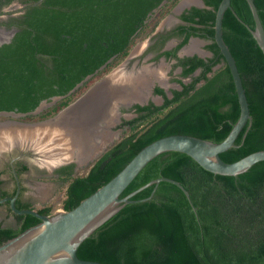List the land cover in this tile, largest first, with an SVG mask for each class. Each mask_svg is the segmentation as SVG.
<instances>
[{
  "label": "trees",
  "instance_id": "1",
  "mask_svg": "<svg viewBox=\"0 0 264 264\" xmlns=\"http://www.w3.org/2000/svg\"><path fill=\"white\" fill-rule=\"evenodd\" d=\"M163 1H42V8L28 23L26 36L20 34L15 41L35 42L39 52L52 58L53 66L43 76L45 94L31 104H18V112H32L41 99L52 95H66L46 113L26 119L46 121L70 105L118 66L138 41L151 35L180 0H168L152 13ZM203 2L208 9L194 7L182 15L189 26L179 27L181 43L164 56L176 57L191 37L208 40L206 49L212 56L179 59L180 76L189 78V82L178 81L181 88L173 90L170 98L156 87L162 105L135 106L138 116L123 123L125 129L118 139L89 166L75 173L73 164L56 171L65 183L63 211L75 208L157 139L180 134L220 143L228 136L240 108L230 71L214 42L215 13L221 0ZM253 2L264 28V0ZM230 5L243 23L226 10L222 38L239 71L251 121L239 133L235 146L220 154L226 163L264 150V54L250 32L255 23L247 2L231 0ZM25 55L30 53L26 51ZM31 67L26 68L30 77L23 80L25 87L17 89L21 82L14 80L12 87L1 88L4 95L24 91L34 100L31 75L37 71ZM24 70L12 72L17 78ZM5 103L0 108L10 110L12 106ZM160 177L177 181L190 201L180 188L168 182H160L156 190L154 185L141 190L79 245L78 258L101 264H264V161L237 176H220L206 171L186 154L166 152L152 159L120 198ZM34 210L45 216L52 214L50 206ZM14 216L19 227L0 228V245L40 223L28 214Z\"/></svg>",
  "mask_w": 264,
  "mask_h": 264
},
{
  "label": "water",
  "instance_id": "2",
  "mask_svg": "<svg viewBox=\"0 0 264 264\" xmlns=\"http://www.w3.org/2000/svg\"><path fill=\"white\" fill-rule=\"evenodd\" d=\"M42 1L43 0H39L37 3H42ZM245 1L251 10L255 23L254 31L250 29V32L264 54V28L253 0ZM167 2L168 0H164L161 5L152 11V13H156L162 6L166 5ZM230 2L231 0H221L215 13L214 23V42L219 48L220 54L223 56L230 71L240 108L239 118L233 125L228 136L220 143H214L197 137L180 134L169 135L157 139L142 148L110 181L98 188L93 194L83 199L70 211H57L51 216H45L39 214L34 209H16L14 205L15 198L6 199L9 200L10 209L14 214H28L34 216L40 220V223L0 245V264H101L95 261L79 259L76 254L77 249L79 245L85 239L90 237L100 226L113 217L125 205L131 203L132 201L130 198L132 196L151 185H154V190H156L160 182H168L180 188L190 201L188 192L177 181L164 177L152 180L128 196L120 198L122 192L135 179L141 170L152 159L160 154L166 152H180L186 154L190 158L192 157V159L206 171L220 176H237L247 172L250 167L256 163L264 161V150L251 153L233 163H226L220 158L221 153L235 146L234 144L239 133L245 125L248 122L250 124L251 121L249 106L239 71L234 58L222 38V19L225 11L231 10V12L237 17L236 13L231 8ZM180 3L181 2L178 4L180 5ZM178 4L177 6H179ZM198 6L200 8L208 9L201 0ZM184 7H182V9ZM237 19L243 23L238 17ZM162 22L163 21L159 23L155 32L160 29ZM246 27L249 28L248 26ZM193 39L199 38L191 37L188 43L181 47L182 53ZM205 55V58L202 56L200 57L207 59L212 56L210 52H206ZM130 56L131 52L125 58L123 64L127 63ZM122 65L120 64L112 69L101 80L95 82L79 99L60 110L55 116L46 119V121H0V157L8 152L23 150L33 154L35 156V162L40 167H44L48 172L53 171L59 166L68 164L75 165V172L89 166L108 146L118 139L120 133L115 132L113 128L115 125L119 124L121 118H124L125 116L120 112V107H130L135 101L118 102L116 105H113L110 113L113 120L108 124L104 123V121H98L94 124L90 123L88 125L90 135L95 134L96 137L93 138L90 148L87 149L88 151L86 153H83V156L80 154L81 150L77 145L78 143L75 142V145H70L71 143L74 144V138H72V136H69L68 138V141L71 142L70 144L68 143L71 156L69 154L65 155L66 151L62 153L64 159H61V156H58L59 158L55 156H46L42 151L47 147L46 144L48 143L37 145L39 141H36L37 139L34 135V130L39 128V130L41 129L40 131L44 133L45 126L48 127L47 125H53L54 121L64 115L66 111L75 108L78 105H82L100 85H103L106 81H108L109 84V81L114 80L115 73ZM148 66H152V64H149ZM103 67H101L100 70ZM218 67L219 66L215 67L214 70ZM196 73H198V71ZM90 77L91 76H88L85 80ZM83 82L79 83L72 91H76ZM126 92L127 89L122 93ZM149 94L150 93H148V95ZM41 110L42 107H38L29 113H4V115L18 118L38 114ZM66 129L67 128L57 126L56 131L52 130L54 132H47L44 137L48 136V138L53 137L59 139L64 136V133H67ZM31 133L33 134L31 135ZM102 133L108 135L116 134V137L107 142L101 141V138L97 135ZM34 141L35 145L33 146ZM54 142L56 143V141ZM58 143L60 144L61 142L58 141ZM72 149H74V151L71 152ZM4 201L5 199L0 200V203H3Z\"/></svg>",
  "mask_w": 264,
  "mask_h": 264
},
{
  "label": "flooded vegetation",
  "instance_id": "3",
  "mask_svg": "<svg viewBox=\"0 0 264 264\" xmlns=\"http://www.w3.org/2000/svg\"><path fill=\"white\" fill-rule=\"evenodd\" d=\"M38 1L39 0H0V101H1L0 106L4 102H6L5 103L6 105L9 102V104L12 106L10 110L0 108V121L16 120L20 122H28L26 120L27 116L13 118L12 116H5L4 113H20L18 112L19 109L18 104H23V105L31 104L36 100H38L41 97V95H44L46 92L42 80L44 73L46 74V72H48L47 68H52L53 66L52 58L49 55L46 56L45 54L39 52L38 46L35 42L29 41L30 43L28 44L27 42H23V41H15V38H17V36L23 34V36L25 37L26 36L25 32H27V30H30V28L28 27V23L34 18L35 11L42 8L41 6L42 3H37ZM185 1L186 0H183L180 3V5L178 4L179 3L178 2L177 4L179 6H177L176 4L171 9L169 14H167L162 18L161 21L164 22H162V24L160 25V29L157 30L156 32L155 29L154 32L151 35H149L148 37L150 38L149 48L145 51L146 54L144 56V57L148 56L150 58L154 57L157 59H163L164 61H172L173 62L172 67L174 69H177V71L176 72L173 71L174 73L171 71V73L173 74L169 73V75H167L168 89H164L156 84L152 87L151 89L152 93L151 95H149V98L147 97L146 101L143 102L135 101L136 103L134 102L130 107H124V106L120 107V110L123 113L127 112L129 117H132L131 119L136 118L138 116L135 110V106L143 107L149 105L150 103H152L155 106H160L163 104L162 96L157 95L155 93L156 87L162 88L165 92L164 94H166V96L170 98L171 97L170 93L173 90H180L181 88L178 81H182L183 83H187L190 81L189 78H182L180 76L182 72V67L179 65L178 61L179 59L190 58L193 56L200 57L198 56V54L195 53L191 55H181V48H180L176 53V57L164 56L165 52H169L175 49L181 43L183 35L180 34L179 27L189 26L188 23L183 21L182 15L190 11L194 7L200 8L198 6L200 4V0H196V2L192 4L186 2L187 4L183 5ZM46 7L47 9L51 8V6L48 5ZM176 7L177 9L176 11H174ZM182 7L184 8L182 9ZM169 16H173V18H170ZM32 36L33 35H31V37ZM204 41L207 42V45L209 44L208 40H204ZM185 49L183 50V52H186ZM25 50L28 51V53H30L29 56L25 55L26 52ZM207 52L209 51L207 50ZM186 53H191V52H186ZM18 60H21L20 63ZM136 64L137 65L135 70L140 69L138 63ZM29 65L32 66L31 67L32 70L37 71L36 73H33L31 75V77L33 78L32 79L33 84L31 83V87L34 88L35 90L30 94L31 97L34 98V100L28 99L29 96L24 91L21 92L17 91L16 93L11 92L8 95L7 94L4 95L3 90H1V88L3 86L12 87L14 80L21 82L18 84V87L16 86L17 89L22 90V88L25 87L23 80H25V77L26 79L30 77V74H28V70L26 69ZM132 66H130V68H132ZM126 67L127 66H125L124 68L129 71L130 70V68H128L129 65L127 68ZM13 69H17V71L21 69H25L26 71L24 70L22 72V75L16 78L17 75L13 74L12 72ZM3 70H7V71H3ZM197 74L198 73L195 72V75ZM102 78H100L99 80H101ZM186 79H189V81H186ZM27 83L29 87V82ZM175 85L178 86V88H176ZM65 96L66 95H62V96L52 95L48 98L41 99L36 108L42 107V110L38 114L31 116H39L43 112L46 113L47 110H50L51 108L59 104L61 101H63ZM152 98H157L158 100H161L160 104L155 103L154 100H152ZM77 99H75L73 102H75ZM131 119L125 118V116L124 118L123 117L121 118V121L118 124L119 126L118 130L119 129L121 130L120 135L125 129L123 123ZM68 165L59 166L55 168L53 171H51V173L49 174L44 167H40L35 162V156L31 153L25 152L23 150H15L3 154L0 157V200L5 199V201L3 203H0V214L1 215L3 214L2 219H0V228L16 229L19 227L18 221L14 216L16 214H14V212L11 211L10 202L9 200L6 199L15 198L14 200L15 207L16 206L23 207L29 205L30 207H32V209H34L31 203L32 197L30 194L31 192L30 190H32V188L34 187V182H39V180L43 178L44 179L48 178V180L50 179L59 180V175L56 174V171ZM75 168L76 167L74 165L73 168L74 173H75ZM4 170L9 175L7 176V178H3L4 174L2 172ZM10 219L14 220L13 223L15 224V227L10 226L12 225Z\"/></svg>",
  "mask_w": 264,
  "mask_h": 264
},
{
  "label": "bare ground",
  "instance_id": "4",
  "mask_svg": "<svg viewBox=\"0 0 264 264\" xmlns=\"http://www.w3.org/2000/svg\"><path fill=\"white\" fill-rule=\"evenodd\" d=\"M186 2L192 4L195 3L196 0H186L183 5L187 4ZM197 46V42H192L185 49V51H196ZM137 53H139V50H135L133 55ZM135 69V63L129 71L124 67L119 68V70L115 73L114 80L109 81V84L108 81H106L103 85H100L99 88H97L82 105H78L75 108L66 111L64 115L54 121L53 125H47L48 127L45 126L44 133L40 131L41 129L39 130V128L35 129L34 135L36 136V141H39L37 145L41 143H48L46 144L47 147L42 152L46 156H61V159H64L62 154L64 151H66L65 155L69 154L71 156L69 151L70 147L68 145V143L70 144L71 142L68 141V138L69 136H72V138H74V144L71 143L70 145L73 146L75 145V142L78 143L77 145L81 150L80 154L83 156V153H86L88 151L87 149L90 148L93 138L96 137L95 134L90 135V130L88 128L90 123L94 124L98 121H104V123L108 124L111 120H113L112 115L110 114L112 107L118 102L145 101L149 93L148 89L150 85V78H155L161 83L164 82L159 66L153 65L141 67L138 70ZM125 89H127V92L122 93ZM57 126L67 128V133H64L63 137L59 139H55L53 137L48 138V136L44 137L47 132L49 133L52 130L56 131ZM32 134L33 133H31V135ZM97 136L101 138V141L107 142L116 137V134L108 135L102 133ZM54 141H56V143ZM58 141L61 143L59 144ZM34 145L35 141L33 142V146ZM72 151H74V149H72L71 152Z\"/></svg>",
  "mask_w": 264,
  "mask_h": 264
},
{
  "label": "rangeland",
  "instance_id": "5",
  "mask_svg": "<svg viewBox=\"0 0 264 264\" xmlns=\"http://www.w3.org/2000/svg\"><path fill=\"white\" fill-rule=\"evenodd\" d=\"M179 2H182L181 0ZM177 9V7L175 8ZM169 14V13H168ZM170 17V16H169ZM168 18V17H167ZM149 37V36H148ZM146 37L144 40H141V41H138L133 47L132 49L130 50L131 52V56L129 57L130 59L127 61V65L123 64L125 61V59L120 63L122 66L120 68H123L125 66L129 67L134 65L135 63V66L137 65L136 63H138V66L141 68V67H146L148 66L149 64H154V66H161L160 68V72H161V75L163 76L164 78V82L161 83L159 81H157L155 78H150V87L148 89V92L150 93L149 95H151V89L154 85H159L161 86L162 88L164 89H168V84H167V81H168V76L169 73L170 74H173L174 72L177 71V69H174L172 66H173V62L172 61H164L163 59H157V58H150L148 56L144 57L145 54H146V50L149 48V40L150 38ZM199 40V41H198ZM196 39V41H191L188 45H190L192 42H197L198 43V46H197V50L196 51H193L191 53H182L181 52V55H191V54H198L199 56H202V57H206V45H207V42H205L204 40L202 39ZM135 50H139V53L133 55V52ZM154 61V62H152ZM119 64V65H120ZM117 67V66H116ZM115 67V68H116ZM126 67V68H127ZM173 68V69H172ZM114 69V68H113ZM171 71L173 73H171ZM105 76V75H104ZM103 76V77H104ZM99 81V80H98ZM186 81H189V79H186ZM176 88H178V86L175 85ZM149 95L147 96L149 98ZM147 99V98H146ZM152 100H154L155 103L157 104H160L161 100H158L157 98H152ZM120 112L122 114L125 115V118H132V117H129L128 113L125 112L123 113L121 110ZM119 126L118 124L115 125V127L113 128V130L115 132H119L120 133V129L118 130ZM120 136V135H119ZM118 136V137H119ZM83 169V168H82ZM81 169H79L78 171H80ZM4 174L3 178H7L8 173L4 170L2 172ZM49 174L51 172H48ZM7 174V175H6ZM41 183H46V188H32V190H30V194H31V197H32V205L34 207V209H37V208H41L44 206H50L52 208V214L53 215L55 212L57 211H63L62 208H61V205H62V199H63V191H64V186H65V183L61 180H54V179H50L48 180V178H43L41 180H39ZM35 186H39V184L37 183H34ZM3 217V214L1 215L0 214V219H2ZM10 221L12 222V225L10 226H14L15 227V224L13 223L14 220L10 219Z\"/></svg>",
  "mask_w": 264,
  "mask_h": 264
},
{
  "label": "crops",
  "instance_id": "6",
  "mask_svg": "<svg viewBox=\"0 0 264 264\" xmlns=\"http://www.w3.org/2000/svg\"><path fill=\"white\" fill-rule=\"evenodd\" d=\"M169 18V17H168ZM170 18H173V16H170ZM167 19V18H166ZM198 40V39H197ZM192 41H196V39H193ZM199 41V40H198ZM161 68V66H159ZM60 180V179H59ZM34 183H37L39 184V186H35L34 184V187L33 188H46V183H41L40 181L39 182H34Z\"/></svg>",
  "mask_w": 264,
  "mask_h": 264
}]
</instances>
